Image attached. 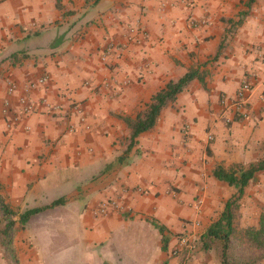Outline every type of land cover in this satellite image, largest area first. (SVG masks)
Returning <instances> with one entry per match:
<instances>
[{"label": "crops", "instance_id": "0c3cea01", "mask_svg": "<svg viewBox=\"0 0 264 264\" xmlns=\"http://www.w3.org/2000/svg\"><path fill=\"white\" fill-rule=\"evenodd\" d=\"M189 69L204 86L192 80L128 149L123 119ZM44 75L45 85L25 92ZM244 80L247 118L229 109ZM259 161L264 0H0V195L18 215L62 199L31 216L25 231L37 216L67 217L76 264H222L218 245L204 249L200 240L188 253L179 239L201 238L236 194L215 167ZM106 200L120 208L95 215ZM237 204L240 229H258L264 170ZM195 220L197 229L186 224Z\"/></svg>", "mask_w": 264, "mask_h": 264}, {"label": "trees", "instance_id": "16d2710c", "mask_svg": "<svg viewBox=\"0 0 264 264\" xmlns=\"http://www.w3.org/2000/svg\"><path fill=\"white\" fill-rule=\"evenodd\" d=\"M254 0H250L253 3ZM241 24L239 19L236 23L231 24V27ZM194 79H198L204 86L202 76L198 73L197 69H189L180 79L175 82H169L163 89L158 91L152 98L146 108L137 113L135 118H124V122L131 129L129 136L128 149L133 147L136 138L143 132L151 130L162 111V109L169 103L175 100L176 96L181 93L186 86ZM122 158L118 161L122 162ZM264 170V161H259L251 164L248 167L234 166L229 170L223 169L221 166L214 168L213 176L236 190L234 194L225 204L224 210L220 218L211 224L205 234L200 238L202 248L208 249L212 244L219 246L220 259L222 264H255L259 258L252 256H245L241 253L234 251L233 237L236 234L234 227V212L238 206L237 201L240 200L244 193V188L248 185L249 181L255 176L257 172ZM62 199L52 202L49 206L43 208H36L27 210L20 215L5 202L4 198L0 195V242L8 250L12 248L14 234L16 232L17 223L24 226L31 216L43 211L47 208H52L62 204ZM18 216V220H16ZM241 240L247 246L255 251H259L264 255V212L260 216L259 228H247L241 230ZM166 248L164 243L163 249Z\"/></svg>", "mask_w": 264, "mask_h": 264}, {"label": "rangeland", "instance_id": "374dc122", "mask_svg": "<svg viewBox=\"0 0 264 264\" xmlns=\"http://www.w3.org/2000/svg\"><path fill=\"white\" fill-rule=\"evenodd\" d=\"M175 192H178L177 189ZM14 210L19 214V208ZM239 214L238 205L235 208L233 222L237 231L233 237L234 251L245 256L257 257L260 260L264 255L250 249L241 240L240 234L243 229L239 227L241 219ZM15 219L18 220V216ZM57 220V216L52 218L37 216L32 219L29 232L25 231V225L23 227L17 223L18 228L14 234L16 244H12V248L8 250L0 242V264H76L77 257L71 224L67 217L61 218L60 221ZM29 233L32 235L30 236Z\"/></svg>", "mask_w": 264, "mask_h": 264}, {"label": "built area", "instance_id": "2783aa9c", "mask_svg": "<svg viewBox=\"0 0 264 264\" xmlns=\"http://www.w3.org/2000/svg\"><path fill=\"white\" fill-rule=\"evenodd\" d=\"M135 31V29L133 30V32ZM140 33H143V35H145V32L141 29ZM107 54L103 55V59H106ZM48 81V76L44 75L34 81H30L29 83H27L24 86L25 92H29L30 90L39 87V86H43L47 83ZM16 87H11V91H13V89H15ZM251 91V87L248 84V82L246 80L242 81L239 89L237 91V96L234 100V102L230 105L229 109L232 110L233 115L234 116H238L241 118H247L248 114L245 111V107L248 103V97H249V93ZM20 115L22 114L23 116H27L32 112V105L27 101V98L23 97L22 99H20ZM73 108H75L77 114L81 115L83 114V110L82 107L79 104H73ZM53 111L58 110V108L56 106L51 107ZM3 114H6L8 112H10V103L9 101H6L4 103L3 106ZM213 139V137L211 135L208 136V140L211 141ZM203 205V200L201 197H199L195 203H194V207L197 211V214L200 212L201 208ZM109 208H114V209H119V205L117 204V202L113 201V200H106L104 202H102L98 208L95 209L94 213L97 216H105L108 212ZM187 225L192 226L194 229H197L200 226V222L195 220V221H190L186 223ZM200 242V234L193 233L190 232L188 234L183 235L182 237H180L179 239V245L180 247H184L187 249L188 253H194L197 248H198V244Z\"/></svg>", "mask_w": 264, "mask_h": 264}]
</instances>
